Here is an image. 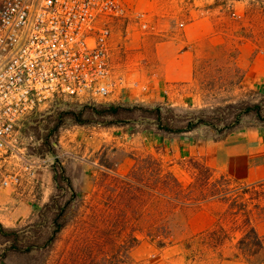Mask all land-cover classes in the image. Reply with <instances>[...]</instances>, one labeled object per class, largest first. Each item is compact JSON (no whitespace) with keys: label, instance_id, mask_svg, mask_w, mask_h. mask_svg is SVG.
<instances>
[{"label":"rangeland","instance_id":"rangeland-1","mask_svg":"<svg viewBox=\"0 0 264 264\" xmlns=\"http://www.w3.org/2000/svg\"><path fill=\"white\" fill-rule=\"evenodd\" d=\"M214 1L129 0L139 17L116 29L111 53L115 73L133 86L130 89L143 83L148 72L152 74V65L157 63L156 47L180 39L184 23L208 17L214 25L212 42H200L191 82L180 90V87L175 89L170 98L163 95L166 101L145 107H171L176 114L183 115L264 99L254 84L244 83V63L238 59L239 49L247 45L252 51V63L264 60V0H226V5L223 0ZM211 44L217 47L211 48ZM67 106L63 104L62 108ZM72 127L66 123L59 130L55 138L56 159L64 160L59 141L61 137L69 138L66 130ZM125 127L129 128L128 140L90 158L89 161L97 159L90 170L94 172L82 182V190L77 191L80 198L74 208L75 217L53 247L29 255L11 252L0 264H95L92 260L99 257L96 251L92 258L86 256L93 242L98 241L106 252L124 241L131 245V234L139 239L130 251L133 264H264V242L247 235L249 221L240 212L250 210L253 219L258 216L264 219V158L254 165L255 180L224 178L201 161L198 162L208 172L198 170L195 176L190 165L189 168L184 165L187 149L169 151L164 156L160 148L145 146L140 138L146 132L151 137L159 134L150 124L141 122ZM258 127L251 119H245L234 132ZM42 133L41 124L29 122L20 134L22 151L31 162L40 165L36 172L50 171L54 159L38 156ZM190 136L201 141L215 137L207 128H199ZM12 166L13 163L7 169L11 170ZM241 166L234 167L238 177L244 176ZM50 187L51 184L48 187L43 184L44 193ZM15 189L0 188V202L7 192ZM223 190L230 191L227 200L219 197ZM3 246L0 239V255Z\"/></svg>","mask_w":264,"mask_h":264},{"label":"built area","instance_id":"built-area-1","mask_svg":"<svg viewBox=\"0 0 264 264\" xmlns=\"http://www.w3.org/2000/svg\"><path fill=\"white\" fill-rule=\"evenodd\" d=\"M138 17L129 0H0L1 189L35 180L40 168L20 147L29 117L120 100L133 87L115 73L111 46Z\"/></svg>","mask_w":264,"mask_h":264},{"label":"crops","instance_id":"crops-1","mask_svg":"<svg viewBox=\"0 0 264 264\" xmlns=\"http://www.w3.org/2000/svg\"><path fill=\"white\" fill-rule=\"evenodd\" d=\"M213 32L214 25L208 17L184 23L180 31V39L177 41L172 39L156 47L154 53L157 63L152 65V74L148 72L143 83L137 84L135 89L127 88L124 90L120 100L111 97L103 102L130 103H121L124 105L141 103L144 106H151L159 103L160 100L166 101L167 98L163 95L170 98L174 95L175 89L180 87V90L191 82L195 58L200 51V42L205 40L212 42L210 38H213ZM214 45L211 44L210 47H217ZM239 51L238 59L244 63L242 66L245 73L244 83L254 84L264 97V60L252 63L250 59L252 51L247 45H243ZM127 129L129 128L125 126L104 128L89 125L74 126L72 129L66 130V134L70 133L69 138L61 137L59 149L60 155L64 158L62 164L65 166L76 191L82 190V182L94 172L90 170L96 165L97 159L89 161L90 158L102 155L111 146L122 145V141L128 140L129 132ZM150 134L146 132L140 136L145 146L151 144L152 147L160 148L164 156L168 155L169 151L181 152V150L187 149V160L201 161L207 168L220 175L228 176L229 179L231 176L240 180H255L254 165L264 158L263 126L232 132L219 141L195 140L190 136V133L178 136H165L159 133L152 137ZM184 165L186 166L187 162ZM238 165L243 167L244 176L242 177H238L236 174L237 169L234 167ZM51 178L52 175L49 170L39 171L35 174V183H31L33 180H30L31 182H24L18 189L13 188L14 191L7 192L3 202H0V223L8 229H16L34 220L38 211L48 202L51 195V189L53 190ZM37 183H39V187ZM43 184H46L47 187L51 184L47 194L43 191ZM35 187L36 190H34ZM39 191L41 192L39 193ZM246 209L249 210V207L247 206ZM240 212L245 213L243 219L247 218L248 226L264 242L263 217L258 216L253 219L250 210Z\"/></svg>","mask_w":264,"mask_h":264},{"label":"trees","instance_id":"trees-1","mask_svg":"<svg viewBox=\"0 0 264 264\" xmlns=\"http://www.w3.org/2000/svg\"><path fill=\"white\" fill-rule=\"evenodd\" d=\"M215 1L217 2V0ZM215 1L214 3H216ZM223 1L222 3L226 5V0ZM186 2H190V0H186ZM62 106H56L43 114L36 113L23 124L21 133L25 131V126L29 122L42 125L43 133L39 138L38 156L54 158L50 164L53 192L48 202L38 211L34 223L16 230L8 229L0 223V239L4 244L0 261L11 252L29 255L35 252L49 251L58 240L60 233L75 217L74 208L80 196L74 189L62 161L56 159L58 146L55 138L66 123H71L74 126L97 125L109 128L146 122L158 133L166 136H178L191 133L199 128H207L215 135L214 141H219L234 132L245 119H251L254 126L264 127V99L256 103L239 101L224 107L203 109L183 115L176 114L171 107L162 106L147 108L120 103L68 105L65 108ZM38 118H41V122ZM187 165L188 168L190 165L195 176L198 170L204 169L208 172V169L198 160L189 159ZM170 177L176 182L173 176ZM229 192V190H223L219 197L227 200ZM247 235L252 240L261 243L260 238L252 228H249ZM129 240H131V245L124 241L119 245H113L106 252H103L100 243L95 241L91 245V251L88 248L86 256L90 258L92 253L96 251V255L99 257H96L98 260H92L95 261V264H133L130 251L133 245L139 242V239L131 234Z\"/></svg>","mask_w":264,"mask_h":264}]
</instances>
